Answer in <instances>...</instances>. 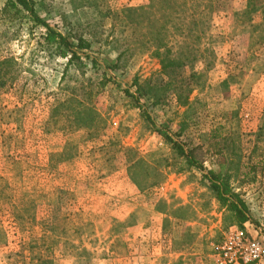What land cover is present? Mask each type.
Listing matches in <instances>:
<instances>
[{
  "label": "rangeland",
  "instance_id": "374dc122",
  "mask_svg": "<svg viewBox=\"0 0 264 264\" xmlns=\"http://www.w3.org/2000/svg\"><path fill=\"white\" fill-rule=\"evenodd\" d=\"M6 1L0 0V9ZM223 1L224 11L213 15L202 33L184 36L193 54L183 51L196 57L195 71L202 75L184 106L174 100L152 106L139 96L161 70L159 60L143 34L132 38L121 26L113 27L111 13L147 7L150 0H33L52 29H67L92 44L84 53L97 59L96 71L85 59L88 68L82 71L68 66L43 44L46 30L30 17L15 24L0 18V61H15L0 67V77L6 73L8 79L0 87V178L34 201L37 218L30 232L21 233L13 207L0 205V264H10L7 256L42 236L60 191L73 195L72 211L80 216L76 227L82 230L72 238L78 250L60 241L55 264H221L218 249L230 228L264 236V46H250V25L241 22L248 0ZM103 77L107 86L92 101L105 121L102 134L85 144L83 133L64 131L66 118L57 132L46 134L61 90L89 88ZM156 128L168 130L186 150L199 147L197 158L206 171L189 168ZM8 140L17 144L10 156ZM216 141L226 151L223 173L253 223L236 224L204 178L222 170ZM124 148L164 171L165 183L140 193L129 178ZM252 167H257L255 180ZM175 208L182 209L178 218ZM134 214L137 219L128 223ZM83 248L89 255H81Z\"/></svg>",
  "mask_w": 264,
  "mask_h": 264
},
{
  "label": "trees",
  "instance_id": "16d2710c",
  "mask_svg": "<svg viewBox=\"0 0 264 264\" xmlns=\"http://www.w3.org/2000/svg\"><path fill=\"white\" fill-rule=\"evenodd\" d=\"M260 1L248 0L246 10L240 14L241 22L250 25L251 47L264 46V3ZM224 6L223 0H150V5L147 7L123 9L111 13V17L118 19L117 21H115V18L112 19L114 28L117 25L121 26L132 38L143 34L146 42L151 44L153 48L152 57L159 60L161 70L155 80H148L144 87L138 90L140 97L149 99L152 106H165L172 100L183 106L189 103L194 89L202 82V75L195 71L196 57L186 55L183 51V49H189L188 51L193 54V49L189 47L187 42L188 35L193 31L202 33V28H205L206 22L213 15L223 12ZM27 17L45 28L43 44L50 49H54L55 54L60 58L67 60L68 66L76 67L78 71H82L88 68L87 64L84 63L85 59L90 60L93 70H98L100 66L97 59L86 57L84 53L91 51L92 44L82 37L72 36L67 29L64 32L52 29L38 16L33 0H7L0 9L1 20L10 24L22 22ZM161 21L165 22L162 24ZM163 31L164 38H162ZM186 32L188 34L185 35ZM11 62L15 63L13 59L1 60L0 67ZM3 75L0 77V87L8 85V79L5 76L7 74ZM104 80L107 79L103 77L100 83L94 86L91 84L92 87L89 88L81 84L71 89H62L63 96L56 104L51 106L46 134L57 132L56 129L60 128L61 120L66 118L69 121L65 123L64 131L68 135L83 133L82 142L85 144L97 139L106 126L92 101L107 86ZM15 112L17 111L11 110L8 113L12 115ZM5 124H11V121H7ZM156 130L163 140L170 144L179 156L185 160V164L189 168L201 173L206 171L204 162L197 158L196 153L199 147L186 150L185 146L174 140V136L168 130L157 128ZM211 138L216 140L215 136ZM9 142L11 145L5 143L9 152L8 156L17 147V144ZM75 143V155H77L79 142ZM71 144H74V142H71ZM213 148L216 149V156L223 160L220 163L222 170L220 173L207 172L204 178L208 180L210 188L215 193L222 208L226 209L236 224L243 226L247 223H253L241 194L233 190L229 178L223 173L227 164L225 148L218 141L213 144ZM123 150L128 154L129 178L140 193L150 191L165 183L167 176L164 171L153 167L150 161L139 156L133 149L124 148ZM256 170L257 167H252V178L255 177ZM0 186V205L8 204L12 206L19 231L21 233L30 232L37 225L34 201L23 191L15 189L4 177L0 178ZM73 198V195L69 192L60 191L58 193L57 203L48 209V215L50 216L46 223L50 226L48 225L49 227L45 228L41 237L32 238L29 243L22 244L20 252L7 256L10 264H55V252L59 244L62 243L61 240H64L63 243L66 248L77 249L72 238L80 235L82 228L78 229L76 227V219L80 216L72 211ZM19 199L20 201H16ZM18 202L20 206H18ZM161 202L160 204H165L163 201ZM17 207L20 209H17ZM174 207V205L171 206V208ZM171 208L170 210H172ZM64 210L66 213H61ZM181 210V208L174 209L175 218H178L176 213L178 214ZM157 212L166 215L165 211ZM58 214L60 217L57 216ZM136 219L137 215L134 214L128 219V223ZM118 224L121 227L124 226V223ZM81 252V255H89L87 249L83 248Z\"/></svg>",
  "mask_w": 264,
  "mask_h": 264
},
{
  "label": "built area",
  "instance_id": "2783aa9c",
  "mask_svg": "<svg viewBox=\"0 0 264 264\" xmlns=\"http://www.w3.org/2000/svg\"><path fill=\"white\" fill-rule=\"evenodd\" d=\"M221 264H264V236L230 228L218 249Z\"/></svg>",
  "mask_w": 264,
  "mask_h": 264
}]
</instances>
